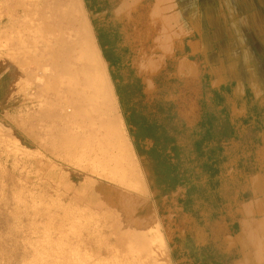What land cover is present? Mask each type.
Masks as SVG:
<instances>
[{
    "label": "rangeland",
    "instance_id": "374dc122",
    "mask_svg": "<svg viewBox=\"0 0 264 264\" xmlns=\"http://www.w3.org/2000/svg\"><path fill=\"white\" fill-rule=\"evenodd\" d=\"M45 3L48 7L44 5L42 8L40 2L34 0H0V264H118L106 254L87 247L86 230L89 228L93 232L94 225L97 226L95 223L103 215L102 211L89 210L87 202L105 204L119 196L134 198L138 195L117 183L122 181V173L117 166L92 157L97 155V151H93L95 147L90 156L78 164L76 158L57 149L45 150L50 143L47 139L40 137L35 141L27 133H34L38 124L33 115L37 108L33 107V83L42 84L44 90L60 88V83L58 86L52 81L46 83L39 75L40 71L38 74L33 72L35 59L39 60V66L47 67L54 58L52 54L57 51L52 39L57 33L46 35L42 17L44 9H48L46 13L51 8L58 11L62 0H45ZM80 4L91 38L99 50L95 30L104 29L116 35V51L121 57L116 71L124 83L131 84L142 75L144 90L152 91V75L156 72H151L152 65L146 62L152 52L147 33H142L133 24H127L124 17L122 20L109 14L96 17L88 10L86 2L80 0ZM65 28L66 23L62 25L63 31ZM33 31L38 37L36 44L33 43ZM43 52L46 54L41 55ZM100 55L102 57L101 50ZM161 68L169 76H175L171 60L163 63ZM105 69L113 87L106 63ZM55 71L58 74V70ZM259 75L264 78V63ZM64 84L71 87L68 82ZM250 92L249 102L244 94L233 95L232 120L236 125L240 124V118L249 107L260 109L264 106V94ZM85 93L87 98L92 96L90 91ZM115 98L117 111L123 119L116 94ZM169 98L174 99V96L169 95ZM133 101L146 112L151 111V100L147 96L143 99L135 96ZM43 103L42 108L48 105L55 107L56 100L45 99ZM74 103L75 99L68 96L64 113L55 115L52 123L60 126L69 121V127L74 130L84 124L81 137L91 139L93 130L90 129L97 125L87 122L94 115L91 106L88 101H81L79 109L82 112L77 115ZM43 125L51 126V123L43 122ZM101 125L105 127L104 123ZM62 134L53 139L55 147L66 140L63 136L67 133L64 131ZM179 142L188 147L189 133ZM135 156L148 190L145 199L149 208H139L137 217L155 213L159 233L164 240V254H153L157 264H178L182 258L188 257L198 258L201 264H231L228 255L234 254L236 246L223 215L237 213L238 199L247 189V166L264 173V143L254 150H246L238 141L226 145L218 177L220 193L217 199L225 205L222 206L224 213L218 219L211 216L213 205L209 198L199 193H196L187 211H182L180 203L178 206L171 200L172 205L164 209L163 214L159 213L156 193L149 190L148 171H145L136 153ZM196 172L195 183L205 186L206 176L199 169ZM203 244H207L206 250H201Z\"/></svg>",
    "mask_w": 264,
    "mask_h": 264
},
{
    "label": "trees",
    "instance_id": "16d2710c",
    "mask_svg": "<svg viewBox=\"0 0 264 264\" xmlns=\"http://www.w3.org/2000/svg\"><path fill=\"white\" fill-rule=\"evenodd\" d=\"M88 10L93 13L92 0H85ZM102 57L109 69L110 79L127 128L128 136L137 157L145 171H148L149 190L156 193L159 213L172 205L181 206L182 211L193 204L196 193L209 198L213 207L211 216H222L224 202H219L218 177L226 145L238 141L246 150H254L264 143V106L260 109L249 107L247 113L236 125L232 120L234 83L212 87L209 76L199 67L196 76H169L162 68L152 75L154 89L145 91L143 76H137L133 83H124L118 75L121 57L116 51V35L104 29L95 30ZM173 95L174 99H170ZM252 93L245 90L247 102ZM151 100V111L146 112L133 97ZM189 133L190 144L185 146L180 138ZM197 169L206 176L205 186L194 181ZM248 176L257 172L247 166ZM250 197L246 189L239 203ZM238 213L228 212L223 220L230 236L238 231ZM208 248L207 244L200 246ZM232 253V251H229ZM182 258V257H181ZM229 262L236 264L237 248L228 255ZM178 264H201L197 258L181 259ZM206 264V263H204Z\"/></svg>",
    "mask_w": 264,
    "mask_h": 264
},
{
    "label": "bare ground",
    "instance_id": "6f19581e",
    "mask_svg": "<svg viewBox=\"0 0 264 264\" xmlns=\"http://www.w3.org/2000/svg\"><path fill=\"white\" fill-rule=\"evenodd\" d=\"M34 1L40 2L42 8L44 5L48 7L45 0ZM57 9L59 10L55 12L51 8L47 13L48 9H44L42 17L46 35L57 33L52 38L57 51L52 54L54 58L47 67L39 66V60L35 59L33 72L38 74L40 71L39 75L44 77L46 83L52 81L54 85L57 84L56 86L60 83V88L44 90L42 84L33 83V107H37L33 115L38 124L34 133L29 131L27 133L35 141L40 137L47 139L50 143L45 146V150L57 149L69 157L76 158L78 164L83 163L95 147L96 150L93 148V151H97V155L93 154L94 159L100 162H112L118 167L122 173V181L117 183L138 196L134 198L119 196L105 204L87 202L89 210L94 209L103 213L95 223L97 226L94 225L93 232H90L89 228L86 230L87 247L93 248L97 253L106 254L118 264H157L153 254H164V240L160 236L155 213L150 212L143 218L137 217L139 208L149 209L148 201L145 199L148 190L138 169L123 119L117 111L114 90L106 73L104 60L91 38L80 0H62L60 8ZM65 23L66 28L63 31L62 25ZM37 38L33 31L34 44ZM44 54L46 52L41 53ZM55 70H58V74ZM64 82L70 83L71 87ZM86 91H90L92 96L87 98ZM68 96L75 99L77 115L82 112L79 109L81 101H88L90 104V110L94 115L87 122L97 124L94 126L96 128L90 129L93 130L94 136L90 135L91 139L81 137L80 133L85 130L84 124L76 125L77 129L74 130L73 127H69L67 120L60 126L52 123L55 115L64 113V103ZM45 99L56 100L55 107L48 105L42 108L44 105L42 101ZM93 100L97 102L92 103ZM43 122L51 123V126H42ZM103 123L105 127H101ZM64 131L67 133L63 136L66 140L55 147L53 139L64 135L62 134ZM87 149L88 153H86Z\"/></svg>",
    "mask_w": 264,
    "mask_h": 264
},
{
    "label": "crops",
    "instance_id": "0c3cea01",
    "mask_svg": "<svg viewBox=\"0 0 264 264\" xmlns=\"http://www.w3.org/2000/svg\"><path fill=\"white\" fill-rule=\"evenodd\" d=\"M92 7L96 17H124L147 33L151 72L171 60L175 76H196L200 67L212 87L233 82L237 96L247 88L264 94V0H92ZM247 190L232 236L236 264H264V173L249 175Z\"/></svg>",
    "mask_w": 264,
    "mask_h": 264
}]
</instances>
